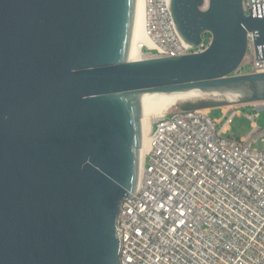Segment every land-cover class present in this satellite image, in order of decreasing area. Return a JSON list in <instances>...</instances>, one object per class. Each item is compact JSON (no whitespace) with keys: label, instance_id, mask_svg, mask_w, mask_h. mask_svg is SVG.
<instances>
[{"label":"water","instance_id":"1","mask_svg":"<svg viewBox=\"0 0 264 264\" xmlns=\"http://www.w3.org/2000/svg\"><path fill=\"white\" fill-rule=\"evenodd\" d=\"M138 0H0V264H119L116 221L133 196L152 92L240 90L264 101V74L232 76L264 3L171 0L200 54L133 63ZM207 103L184 109H211Z\"/></svg>","mask_w":264,"mask_h":264},{"label":"built area","instance_id":"2","mask_svg":"<svg viewBox=\"0 0 264 264\" xmlns=\"http://www.w3.org/2000/svg\"><path fill=\"white\" fill-rule=\"evenodd\" d=\"M264 0H243L249 6ZM148 59L205 52L210 43L188 45L180 36L171 0H146ZM247 54L232 76L264 74L254 33L247 32ZM250 65L252 70L244 72ZM185 103L155 120L150 148L140 164L133 196L120 204L116 221L119 264H264V141L255 121L264 101L246 114L254 130L242 140L226 136L238 107L212 120L211 109L186 110ZM242 107H248L240 105Z\"/></svg>","mask_w":264,"mask_h":264},{"label":"bare ground","instance_id":"3","mask_svg":"<svg viewBox=\"0 0 264 264\" xmlns=\"http://www.w3.org/2000/svg\"><path fill=\"white\" fill-rule=\"evenodd\" d=\"M208 1L209 0H206L207 5ZM146 9V0H138L133 56L132 61H130L133 63L151 60L148 59L140 49L142 44L148 43V38L146 35ZM243 97H245V94L240 90L201 91L199 89H193L185 92H152L147 94L142 102V116L140 119L143 126V146L140 150V164L144 158V155H146L150 148V134L153 123L155 120L162 117L174 107L185 103H194L208 99H223L225 101L227 100L229 103H236L239 102V98ZM230 108L231 106L226 107L225 110L227 111ZM207 111H209V109H207ZM140 168L141 167H139V176Z\"/></svg>","mask_w":264,"mask_h":264},{"label":"rangeland","instance_id":"4","mask_svg":"<svg viewBox=\"0 0 264 264\" xmlns=\"http://www.w3.org/2000/svg\"><path fill=\"white\" fill-rule=\"evenodd\" d=\"M202 39L205 43L208 44L211 39V34L209 32L203 33ZM251 70L252 67L250 65L246 66L243 69L244 72H250ZM246 100L247 98L243 97L238 99L239 102L229 103L227 100L225 101L223 99L221 100L208 99L205 101H199L194 103L196 105H199L202 102L209 104L212 107L209 117L210 119L215 121L217 120L224 121L225 118L224 109H226V107H230V106L231 108L238 107L240 113L233 118V121L230 124V131L229 133H227L226 136L236 140H242L244 138H247L254 130L253 122L252 120L247 118L246 114L256 113V110L252 106H250L251 103H247ZM240 105H245L248 107H242ZM255 124L259 129H264V110L259 111V117L256 119ZM252 148L257 151H264V141L261 140L256 141L252 145Z\"/></svg>","mask_w":264,"mask_h":264}]
</instances>
